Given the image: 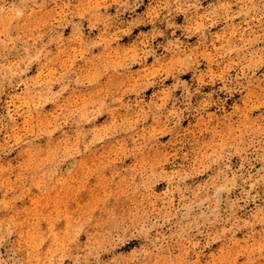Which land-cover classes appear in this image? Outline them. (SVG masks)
<instances>
[{
    "label": "rangeland",
    "instance_id": "1",
    "mask_svg": "<svg viewBox=\"0 0 264 264\" xmlns=\"http://www.w3.org/2000/svg\"><path fill=\"white\" fill-rule=\"evenodd\" d=\"M0 264H264V0H0Z\"/></svg>",
    "mask_w": 264,
    "mask_h": 264
}]
</instances>
